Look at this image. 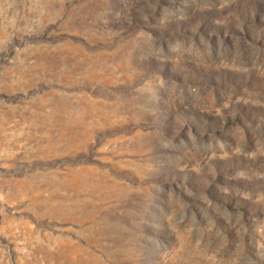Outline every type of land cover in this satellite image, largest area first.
<instances>
[{"label": "rangeland", "instance_id": "obj_1", "mask_svg": "<svg viewBox=\"0 0 264 264\" xmlns=\"http://www.w3.org/2000/svg\"><path fill=\"white\" fill-rule=\"evenodd\" d=\"M0 264H264V0H0Z\"/></svg>", "mask_w": 264, "mask_h": 264}]
</instances>
